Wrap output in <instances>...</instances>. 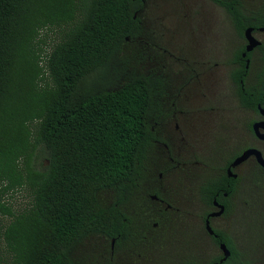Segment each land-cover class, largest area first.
Wrapping results in <instances>:
<instances>
[{
	"label": "flooded vegetation",
	"instance_id": "obj_1",
	"mask_svg": "<svg viewBox=\"0 0 264 264\" xmlns=\"http://www.w3.org/2000/svg\"><path fill=\"white\" fill-rule=\"evenodd\" d=\"M184 5L222 14L234 30L252 29L260 44L247 51L243 32L227 58H214L206 47L208 33L195 36L187 23L194 54L181 45L178 53L158 47L161 54L137 56L132 65L107 66L99 79L106 90L121 88L128 77L144 85L141 145L123 182L97 194L99 206L114 214L113 228L89 231L73 242L70 264H250L244 224L251 205L264 204V39L256 37L264 38V0ZM141 8L134 16L139 30ZM137 36L126 37L125 44ZM224 126L236 138L218 143ZM248 150H257L261 159L251 154L234 164ZM105 191L113 193L111 200L99 198ZM261 250L255 264H264V244Z\"/></svg>",
	"mask_w": 264,
	"mask_h": 264
},
{
	"label": "trees",
	"instance_id": "obj_2",
	"mask_svg": "<svg viewBox=\"0 0 264 264\" xmlns=\"http://www.w3.org/2000/svg\"><path fill=\"white\" fill-rule=\"evenodd\" d=\"M142 1L0 0V212L11 217L0 227V264H70L73 242L113 228L97 194L120 185L134 165L146 91L139 78L117 90L99 79L136 36ZM55 25L68 30L43 67L34 42ZM23 189L30 201L14 214L3 196Z\"/></svg>",
	"mask_w": 264,
	"mask_h": 264
},
{
	"label": "rangeland",
	"instance_id": "obj_3",
	"mask_svg": "<svg viewBox=\"0 0 264 264\" xmlns=\"http://www.w3.org/2000/svg\"><path fill=\"white\" fill-rule=\"evenodd\" d=\"M138 17L142 22L138 36L133 43L125 44L121 47L115 56V63H128L132 65L137 56L149 53H162L158 47L166 48L174 53L180 51V45L184 47L187 54H194V36L185 30L186 24L194 28L195 36L198 32H206L207 49L213 53L214 58L225 59L228 57L230 49L234 48L241 42V38L236 30L229 28L222 20V14L203 13L196 10L190 11L184 5V0H146L142 6ZM224 23V24H223ZM206 25V26H205ZM206 30H205V28ZM201 28V29H200ZM68 30V26L55 25L44 28L39 31L34 42L35 50L41 55L40 63L44 67L46 56L51 49L62 39ZM256 37L263 38L261 33ZM171 48V49H170ZM100 71L94 73L91 79L97 77ZM102 75V74H101ZM47 78L40 82L41 85L46 82ZM89 86V84H87ZM222 105L225 104L224 99L219 100ZM33 126V125H32ZM218 143L223 141H233L236 138V132L230 126H224L216 134ZM44 154L40 148L34 152V166L40 169L45 165L43 161ZM99 198L108 201L113 198L111 191L100 193ZM3 201L11 209L12 213L17 214L27 207L30 197L29 193L23 189L14 192H7L3 196ZM247 219L244 224L243 241L246 245L250 264H255L263 255L261 245L264 244V204L251 205L250 211L247 213ZM11 217L0 212V227L6 225ZM178 249L174 250V254L178 255ZM170 251L167 254V260L172 255ZM6 261L8 256L1 254Z\"/></svg>",
	"mask_w": 264,
	"mask_h": 264
},
{
	"label": "water",
	"instance_id": "obj_4",
	"mask_svg": "<svg viewBox=\"0 0 264 264\" xmlns=\"http://www.w3.org/2000/svg\"><path fill=\"white\" fill-rule=\"evenodd\" d=\"M252 32V29H246L244 31V37L246 38V40L248 41V46H247V51H250L252 50L254 47L258 46L260 43L259 41H257L251 34ZM264 126V122H262V124ZM251 154H255L257 157L260 158V153L257 151V150H248L246 151L241 157H239L235 162L234 164H237V163H240L242 162L243 160H245L248 156H250ZM262 162V160H261ZM263 166H264V163H262ZM229 256V253L226 252L225 255H224V258L222 261L226 260V258Z\"/></svg>",
	"mask_w": 264,
	"mask_h": 264
}]
</instances>
